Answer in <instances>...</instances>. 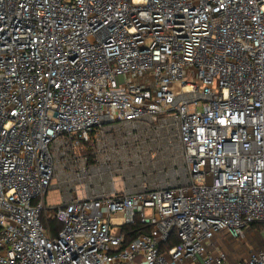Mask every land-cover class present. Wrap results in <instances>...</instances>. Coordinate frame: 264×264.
Here are the masks:
<instances>
[{"label":"built area","instance_id":"obj_1","mask_svg":"<svg viewBox=\"0 0 264 264\" xmlns=\"http://www.w3.org/2000/svg\"><path fill=\"white\" fill-rule=\"evenodd\" d=\"M253 222L264 0H0V264H230Z\"/></svg>","mask_w":264,"mask_h":264},{"label":"crops","instance_id":"obj_2","mask_svg":"<svg viewBox=\"0 0 264 264\" xmlns=\"http://www.w3.org/2000/svg\"><path fill=\"white\" fill-rule=\"evenodd\" d=\"M241 237V238H239ZM239 238V239H238ZM264 250V238L252 227L245 228L242 236H233L228 231H220L214 235L208 245V250L225 252L227 261L234 264L245 258L250 252Z\"/></svg>","mask_w":264,"mask_h":264},{"label":"trees","instance_id":"obj_3","mask_svg":"<svg viewBox=\"0 0 264 264\" xmlns=\"http://www.w3.org/2000/svg\"><path fill=\"white\" fill-rule=\"evenodd\" d=\"M47 224L50 226L52 234H55L58 229L60 228V223L56 219H49L47 220ZM264 226V222H253L250 223L247 227H252L254 229L260 230ZM245 227V228H247ZM244 228V230H245ZM150 228L146 225H142L138 219H135L133 223L126 224L122 227V233L124 234V240L120 246V248H123L128 243H130L134 238H136L138 235H141L143 233H148ZM178 238L175 234V232H171L168 239L161 244V249L167 250L171 246H173L175 243H177Z\"/></svg>","mask_w":264,"mask_h":264},{"label":"rangeland","instance_id":"obj_4","mask_svg":"<svg viewBox=\"0 0 264 264\" xmlns=\"http://www.w3.org/2000/svg\"><path fill=\"white\" fill-rule=\"evenodd\" d=\"M58 194H59V192H57L56 190L49 189L45 195V201H46L47 205L55 204L59 200ZM254 230L258 232L259 236L264 238V226L260 230H257V229H254ZM243 232H244V230H243ZM239 238H241V237H239Z\"/></svg>","mask_w":264,"mask_h":264}]
</instances>
